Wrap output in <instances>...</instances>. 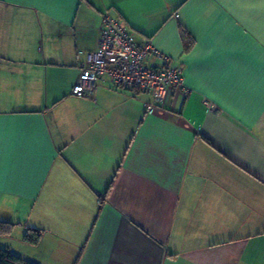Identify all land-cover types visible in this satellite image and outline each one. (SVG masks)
<instances>
[{
    "label": "crops",
    "instance_id": "0c3cea01",
    "mask_svg": "<svg viewBox=\"0 0 264 264\" xmlns=\"http://www.w3.org/2000/svg\"><path fill=\"white\" fill-rule=\"evenodd\" d=\"M104 11L185 97L71 96ZM0 220L35 264H264V0H0Z\"/></svg>",
    "mask_w": 264,
    "mask_h": 264
},
{
    "label": "built area",
    "instance_id": "2783aa9c",
    "mask_svg": "<svg viewBox=\"0 0 264 264\" xmlns=\"http://www.w3.org/2000/svg\"><path fill=\"white\" fill-rule=\"evenodd\" d=\"M100 81H107L116 89L150 96L151 102L145 106L148 114L165 106L172 95L185 97L188 93L182 68L172 66L171 60L155 51L148 40H138L122 21L106 11L101 14L97 49L88 53L80 66L71 96L91 97ZM207 107L215 112L211 105Z\"/></svg>",
    "mask_w": 264,
    "mask_h": 264
},
{
    "label": "trees",
    "instance_id": "16d2710c",
    "mask_svg": "<svg viewBox=\"0 0 264 264\" xmlns=\"http://www.w3.org/2000/svg\"><path fill=\"white\" fill-rule=\"evenodd\" d=\"M182 39L184 42V47L188 50L190 42L189 38L186 36L185 33L182 32ZM16 224L8 222V221H1L0 220V238H6L12 234L14 229L16 228ZM43 236V232L40 230L35 229H27L26 233L22 238L23 244L36 247L39 245ZM0 264H35L29 261H26L15 254L9 252L8 250L0 249Z\"/></svg>",
    "mask_w": 264,
    "mask_h": 264
},
{
    "label": "rangeland",
    "instance_id": "374dc122",
    "mask_svg": "<svg viewBox=\"0 0 264 264\" xmlns=\"http://www.w3.org/2000/svg\"><path fill=\"white\" fill-rule=\"evenodd\" d=\"M18 225L16 226V228L14 229V231L12 232V234L6 238H0V249L3 250H11L12 252L15 253L16 252H21L20 247L23 244L22 239L20 237V233L18 232L17 228ZM23 238V237H22ZM4 239V240H2Z\"/></svg>",
    "mask_w": 264,
    "mask_h": 264
}]
</instances>
